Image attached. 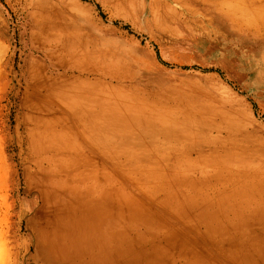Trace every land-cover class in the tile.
<instances>
[{
	"label": "bare ground",
	"instance_id": "bare-ground-1",
	"mask_svg": "<svg viewBox=\"0 0 264 264\" xmlns=\"http://www.w3.org/2000/svg\"><path fill=\"white\" fill-rule=\"evenodd\" d=\"M253 2H229L244 6L230 33L264 44V6ZM54 18L46 21L55 44L45 47L48 63H29L16 127L24 192L35 195V263L264 264V131L249 133L247 110L208 81L110 55L121 45L69 43L52 32ZM260 56L248 68L256 75ZM251 78L264 88V76ZM4 152L0 142V264H11Z\"/></svg>",
	"mask_w": 264,
	"mask_h": 264
},
{
	"label": "rangeland",
	"instance_id": "rangeland-1",
	"mask_svg": "<svg viewBox=\"0 0 264 264\" xmlns=\"http://www.w3.org/2000/svg\"><path fill=\"white\" fill-rule=\"evenodd\" d=\"M75 1L0 0V142L5 146L4 154L10 173L8 228L13 251L11 264H36L40 261L32 244L37 226L36 219L31 218L35 195L24 192L16 127L24 122L26 110L23 107V93L29 63L42 60L48 63L43 56L45 47L55 44L47 30L48 13L55 15L52 32L69 38V43L82 40L89 47L99 50L97 42L103 39L98 38L97 31L103 32L109 45H121V52L111 51L110 55L120 56L128 62L139 58L141 63L150 64L154 74L161 76L195 80L202 86H205V81L215 84L218 94L230 99L235 108L247 110L254 124L249 133L254 130V135L262 136L261 132L264 131V88L258 83L260 80L256 82L251 78H262L264 74L256 75L248 69L251 63L261 61L264 44L261 40L249 38L241 42L236 33L235 36L230 33L233 29L237 30L235 24L230 21L228 24L217 22L223 20V16L228 18L225 15L231 9L229 2L236 0H193L190 16L180 6L179 0H134L127 15L121 12L119 4L112 8L113 1L107 6L102 0ZM161 1H167V9H164ZM106 2L109 4V1ZM214 4H218V8ZM240 9V6L234 11L231 9L236 13V18ZM145 12L161 15L168 12L169 15L165 22L160 21L157 25L145 22ZM184 19L191 20L190 26L183 23ZM209 29L220 33L208 37ZM220 34L224 35V39L219 37ZM170 50L182 54L187 61L170 63L163 56Z\"/></svg>",
	"mask_w": 264,
	"mask_h": 264
},
{
	"label": "crops",
	"instance_id": "crops-1",
	"mask_svg": "<svg viewBox=\"0 0 264 264\" xmlns=\"http://www.w3.org/2000/svg\"><path fill=\"white\" fill-rule=\"evenodd\" d=\"M103 1V4L105 3V6H107V5H111V3H112V1H113V3H114V5H112V8L113 7H117V4H119L118 6H119V8H120V10H121V12L122 13H126V15H127V13H128V9L130 8V5L132 4V2L134 1V0H102ZM105 1V2H104ZM106 1H109V4H108V2H106ZM201 1V0H200ZM243 2H245V4L247 3V2H249V1H254L253 2V5H263L264 6V0H242ZM163 4H164V9H167V1H161ZM179 2H180V6H184L183 8L185 9L184 11L190 16L191 15V13H190V10L189 9H191L192 8V4H193V0H179ZM223 2V1H222ZM74 3H76V1L74 0ZM149 3V2H148ZM129 4V5H128ZM163 4H162V7H163ZM202 5H205L204 4V2H202ZM240 7H244L243 5H239ZM262 6V7H263ZM188 7V8H187ZM218 8V7H217ZM189 11H188V10ZM201 9H205V8H201ZM230 10V11H229ZM229 10H227V13H226V15L225 16H227L228 18V20L222 15V14H220V13H218L217 15H222L223 16V20H218L217 22H222V23H224V24H228V23H233V24H235V12H233L231 9H229ZM234 10V9H233ZM147 15H145V16H148L149 17V14H150V12H145ZM232 13V14H231ZM163 14H167V15H169V13L168 12H164ZM52 15H54V14H52V13H48L47 15H46V17L47 16H52ZM174 15H175V12H174ZM217 15H213V16H217ZM190 19L189 20H186V19H184L183 20V23L185 24V25H188V26H190ZM230 21V22H229ZM145 22H146V20H145ZM147 23V22H146ZM97 35H98V38L100 37L101 39H103L101 42H104V43H106L107 41H106V39H105V36L103 35V32H100L99 33V31H97ZM208 35V34H207ZM212 36V35H211ZM214 36V35H213ZM208 37H210V35H208ZM216 38V37H215ZM222 44H224V43H222Z\"/></svg>",
	"mask_w": 264,
	"mask_h": 264
}]
</instances>
